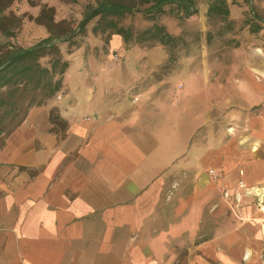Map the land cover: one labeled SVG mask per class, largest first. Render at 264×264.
I'll use <instances>...</instances> for the list:
<instances>
[{"label":"crops","instance_id":"obj_1","mask_svg":"<svg viewBox=\"0 0 264 264\" xmlns=\"http://www.w3.org/2000/svg\"><path fill=\"white\" fill-rule=\"evenodd\" d=\"M70 62L57 97L2 139L0 264H262L264 205L245 192L264 202V79L213 104L189 71L183 89L134 91L108 70L65 86Z\"/></svg>","mask_w":264,"mask_h":264},{"label":"rangeland","instance_id":"obj_2","mask_svg":"<svg viewBox=\"0 0 264 264\" xmlns=\"http://www.w3.org/2000/svg\"><path fill=\"white\" fill-rule=\"evenodd\" d=\"M227 1L237 7L232 16L230 15V19L238 21L234 30L227 34H219L222 24L218 20L206 17L207 7L204 1L198 6V14L188 20L162 17L159 23L168 33L181 39L178 49L168 59L164 48L158 45L152 47L145 44L127 49L122 43L121 46L119 45L117 39H114L116 37H112L109 43H106L104 38L94 37L90 33V29L95 24L93 20L87 26L84 44L88 47L85 50L82 47L67 54L71 51V43H63L59 46L64 57L72 61L73 65L65 86L76 85L78 72L108 70L114 73L116 83H123L134 91L149 87H156L159 90L174 87L183 89L184 83L179 82V79L181 80V76L187 77L184 74L189 71L191 84L199 92H202L206 84L208 91L211 92L213 104L223 101L239 102L235 96V86L239 81L245 83L249 72L260 80L264 79V0ZM88 4L87 0H79L76 3L71 0H22L14 3L6 14H13L20 19L21 24L13 37L0 35V47L13 45L26 49L47 38L48 33L40 23L50 10L53 11L51 16L54 22L59 24L64 32L76 33ZM237 12H242V16L254 15L261 21V31L253 35L249 34L248 28L241 27L242 18L236 19ZM41 15L42 18H39ZM133 24L138 27L144 25L138 18ZM81 37L79 35L77 40ZM91 57L104 60V68L95 69L89 62ZM131 100L135 102L137 98ZM234 108V105H229L228 110H213V126L225 122L226 115ZM259 109L260 107H255L250 113H256ZM50 113L56 129L62 131L64 125L58 113L54 111ZM1 143L2 139L0 145ZM184 257L185 255L180 256L181 264ZM261 262L264 264L262 260Z\"/></svg>","mask_w":264,"mask_h":264},{"label":"trees","instance_id":"obj_3","mask_svg":"<svg viewBox=\"0 0 264 264\" xmlns=\"http://www.w3.org/2000/svg\"><path fill=\"white\" fill-rule=\"evenodd\" d=\"M20 1L0 0L1 36L13 37L20 26L19 18L6 14L14 3ZM71 1L76 3L79 0ZM87 1L89 4L85 7L76 33L64 32L54 22L51 16L53 11L50 10L40 23L48 33L47 38L26 49L13 45L0 47V140L20 125L29 109L45 105L61 90L62 77L70 61L64 57L59 46L71 43L72 52L67 54L82 47L85 50L88 47L84 44L87 26L93 20L95 24L90 33L94 37L104 38L106 43L112 37H117L127 49L145 44L152 47L158 45L164 48L167 59L174 55L181 39L168 33L159 23L162 17L188 20L198 14V6L204 1L206 17L222 24L219 34L232 32L238 23L230 19L229 5L232 2L228 3L227 0ZM136 18L144 25L135 26L133 21ZM241 27L248 28V33L253 35L261 31L262 24L254 15L243 14ZM79 35L82 37L77 40Z\"/></svg>","mask_w":264,"mask_h":264},{"label":"built area","instance_id":"obj_4","mask_svg":"<svg viewBox=\"0 0 264 264\" xmlns=\"http://www.w3.org/2000/svg\"><path fill=\"white\" fill-rule=\"evenodd\" d=\"M208 174H209V176L211 177V178H217V175L212 171V170H210V171H208ZM240 187H242V185L240 184ZM245 194L246 195H253V196H255L257 199H258V203L259 204H263V201H262V198L260 197V195L256 192V191H254V190H249V191H246L245 192ZM223 198L225 199V200H227L228 198H229V195L226 193V192H224V194H223ZM240 198V197H239ZM237 199V202L240 200V199ZM262 232H263V234H264V224H263V226H262ZM261 260L263 261V263H264V243H263V248H262V252H261Z\"/></svg>","mask_w":264,"mask_h":264}]
</instances>
